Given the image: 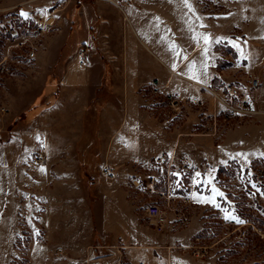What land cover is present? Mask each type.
Instances as JSON below:
<instances>
[{
	"label": "rangeland",
	"instance_id": "rangeland-1",
	"mask_svg": "<svg viewBox=\"0 0 264 264\" xmlns=\"http://www.w3.org/2000/svg\"><path fill=\"white\" fill-rule=\"evenodd\" d=\"M212 31L227 39L215 46L218 70L225 79L216 78L210 87L221 91L229 83L237 84L251 96L255 113L234 118L219 115L220 107L202 85L199 87L206 94L185 100L178 96L184 101L178 112L168 105L167 93H156L150 87L142 94L149 112L144 124L152 127L149 135L141 138L146 142L148 159L133 165L119 161L117 147L110 145L111 132L121 125L117 117L115 122L105 123L93 111H86L84 123L68 127L61 123L58 108L44 117L45 109L59 104L63 68L73 61L79 64L82 48L88 49L84 66L98 64L104 74L97 97L83 100L80 105L86 107L89 100L102 110L106 104L117 107L124 99L127 75H120V68L127 71L129 66L143 79L166 76L165 66L160 65V69L151 65L152 54L142 41L156 44L161 56L174 54L181 58L197 44L206 49ZM233 39L237 40L241 59L230 43ZM127 54L131 57L128 65ZM134 57L141 65H136ZM197 59L189 63L191 68ZM253 79L262 84L256 92L249 88ZM45 81L53 87L44 89ZM155 81L159 80L152 83ZM197 98L206 104L193 103ZM15 105L19 116L13 119ZM17 125L37 131L36 137L14 143L32 152L33 162L38 163L36 157L45 151L37 135L46 129H51L52 143L57 148L53 150L55 166L60 165V151L65 153L64 159L79 160L84 200L68 198L59 205L62 217L50 219L52 228L58 224L62 230L60 235L53 229L52 238L66 243L65 250L31 251L30 241L37 227H29L26 219L21 222L23 234L13 249V219L0 218V264H116L110 249L124 243L129 224L133 232L139 228L145 232L149 243L159 241V253H163L158 257L164 263L264 264V237L251 227L246 238L240 240L232 234V227L223 224L224 219L247 222L264 234V176L260 175L264 159L255 160L248 168L236 161L218 166V160L228 155L225 151L229 150V142L239 140L243 133L253 142L247 144L258 140L264 144V0H133L131 7L120 0H0V145L12 146L11 130ZM65 130L72 135L62 138L60 134ZM240 147L244 149L246 144ZM243 149L240 153L244 155ZM110 151L113 153L109 155ZM14 153L0 157V163L14 161ZM166 153L190 158L194 164L191 173L181 174L178 163H174L171 180L177 191L188 192L191 197L196 193L202 197L213 195L216 200L211 203L192 198L185 209L186 222H174L165 233H158L146 215V208L158 199L148 184L155 177L156 189L164 187L168 169L158 166L157 157ZM105 165L117 172L113 184H107L101 176L100 168ZM169 233L174 236L167 241ZM101 255L105 258L97 260ZM120 263L125 264L123 260Z\"/></svg>",
	"mask_w": 264,
	"mask_h": 264
},
{
	"label": "crops",
	"instance_id": "crops-1",
	"mask_svg": "<svg viewBox=\"0 0 264 264\" xmlns=\"http://www.w3.org/2000/svg\"><path fill=\"white\" fill-rule=\"evenodd\" d=\"M120 1L124 2L126 7L127 5L131 7L133 0H130L131 2H129V0ZM116 5L123 10L118 2H116ZM199 6L203 13L200 4ZM226 39L215 36L214 31H212L210 45H208L206 49L203 48V45L202 47L197 44L188 55L181 58L174 54H165L161 56V54L159 55V53H157L156 44L152 43L151 45H146L141 40L153 55L149 57L152 63L151 65L160 69V65L165 66L167 69L166 76H163V79H143L142 76L135 73L133 74L129 66H127V71L126 69L123 70L124 68H120L119 74L124 76L127 75V89L123 90L122 96L124 99L118 102L117 107L106 104V106L102 108L103 112L100 107L91 103L89 100L86 107H81L80 103L83 100L97 97V93L103 86L101 76L104 74V69L102 66H98V64L86 67L80 66L73 61L70 65L63 68L64 73L59 78V104L45 109L44 117L53 109L58 108L61 114V123L65 124L66 127L72 124L78 125L79 123H84V113L86 111H93L97 114L96 116L101 117L102 122L105 123L111 121L115 122V119L118 118L117 120L121 122V125L118 129L114 128L111 132L112 139L110 143L111 147L113 145L117 147L115 148L116 158L121 162L127 163V165L146 163L149 151L147 150L146 142H142L141 138L145 135L148 136V132L152 131V127H147L144 124L146 118L149 116V112L146 103L142 99V94L147 89L149 90L150 87H152L154 91L155 88L152 82L157 79L159 80V84L161 83L160 87L163 88L162 92L174 93L184 100L192 99L199 94L205 93L199 85L210 87L215 84L216 78L224 81L225 78L222 75L223 73L218 70L215 46ZM236 42V39L230 41L232 47H234L241 59V54L238 53ZM200 47L202 48L201 50ZM48 54L51 56V52L45 54V59L49 57ZM197 56L198 59L194 63V68H191L189 63ZM130 58L131 57L127 54V65ZM134 59H136V65H141L137 57H134ZM95 67L96 70H94ZM113 69L115 70V68ZM122 70L123 74H121ZM46 81L44 89L47 90L49 89L48 86L51 84L48 85V81ZM51 87H53V85L50 86V89ZM18 110L16 105L12 106L13 119L18 118L19 115L16 114L19 112ZM9 119H11V117ZM120 129H122L121 132L116 135ZM36 132L37 131L31 130L29 127L17 125L11 130L13 138L12 146L5 144L0 145V157H3L5 154L11 156L9 153L11 151L15 152L13 155L14 161L10 160L6 163H0V218L6 220V218L8 219L11 217L13 219V226L15 228L14 237L11 241L13 249L15 242L23 234L21 222L26 219L29 227H37V230L33 229L32 234L34 236L31 237L29 246L31 251L42 248L49 251L65 250L67 249V246H65L66 243L52 238V236L55 235L52 232L53 229H56V233L60 235L62 230L60 226L58 227V224H56V228H52L50 219L53 217H62V214L58 212L60 203L67 202V200H69L68 198H83L84 179H82L79 173L82 168L76 157L71 158L73 156L71 151L68 153L71 159H64L62 157L64 152L60 151V165L58 166L57 164L55 166L57 160H55L56 158L53 150L56 151L55 149L57 148L53 146L52 143L51 129H46L37 135V137L42 140L45 151L39 154L36 160L42 156L45 159L43 163L33 162L34 155L32 152H29V150L20 145L15 147V140L20 142L21 140L23 141L36 137ZM122 132H125V134ZM63 133H65V136ZM63 133L62 135L60 134L62 138L72 135V132L68 130H65ZM120 134H122V136L119 138ZM243 135L245 136L244 133ZM244 136L239 140L235 138L229 142L230 147H227L229 150L225 151L228 152V155L218 160V166H225L231 161H236L241 167L248 168L255 160L264 159V144L258 140L255 142L256 144L250 145L252 140L249 139L248 141V138ZM248 142L250 143L247 144ZM132 143H135V146H139V148H134ZM244 143L246 144V148L243 149L240 146H243ZM222 145L223 144H221L219 148H221ZM242 149L246 151L244 153L245 157L240 153ZM112 153L110 151L109 155ZM101 168H103V166ZM101 168L100 170H102ZM116 179L117 172L113 183ZM119 183L118 185H120ZM192 198L194 201H208L211 203H214L216 200V198H213V195H205L202 197V195L197 193L193 194ZM74 201H76V199H74ZM131 212V206L129 204L127 206V218L129 219L131 218ZM36 219L38 222L33 221ZM173 236V233H169L166 235L165 240L170 241ZM160 246L157 240L155 244L149 243L148 236L140 228L133 232L129 224L127 227V238H125L123 244H116L110 249L113 252V255L110 257L116 258V261H118L116 264H121L120 262L122 260L125 264H169V262L164 263L161 257H158L160 253H163H159V251H161L159 250ZM104 258L105 257L101 255L97 260Z\"/></svg>",
	"mask_w": 264,
	"mask_h": 264
},
{
	"label": "built area",
	"instance_id": "built-area-1",
	"mask_svg": "<svg viewBox=\"0 0 264 264\" xmlns=\"http://www.w3.org/2000/svg\"><path fill=\"white\" fill-rule=\"evenodd\" d=\"M34 56L35 54L32 53L31 57ZM87 56L88 49L82 48L78 53L79 64L81 66L85 65ZM153 86L156 93H160L163 90L158 81H155ZM261 86L262 84L258 79H253L249 82V88L251 91L256 92ZM202 88L214 97L216 105L220 107L219 115L224 113L226 117L234 118L255 113L251 109V96L245 93L242 88L235 83L227 84L221 91L208 86H202ZM166 95L170 108L181 112L184 106V101L179 99L176 94L168 92ZM192 101L199 106H204L206 104L205 100L202 98H197ZM37 161L39 163H43L44 157H39ZM175 162L178 163V169L181 174H189L193 171L194 164L190 158H176L174 154H162L157 157V164L160 167L168 169V178L165 181L166 183L163 188L156 189L157 180L155 177H152L148 184V187L151 188L152 191L156 192L158 199L146 208V215L157 232H164L172 223H185L188 219L185 209L192 203V197L190 193L177 191L173 186L171 172ZM260 175L262 177L264 176V170L260 171ZM101 176L104 181L110 185L115 180L116 171L111 166L105 165L101 170ZM223 224L226 227H232V234L236 233L237 238L240 240H244L246 238L247 229H250L251 227L258 235L264 237V234L260 232L258 227L247 222L224 219Z\"/></svg>",
	"mask_w": 264,
	"mask_h": 264
},
{
	"label": "snow or ice",
	"instance_id": "snow-or-ice-1",
	"mask_svg": "<svg viewBox=\"0 0 264 264\" xmlns=\"http://www.w3.org/2000/svg\"><path fill=\"white\" fill-rule=\"evenodd\" d=\"M26 15V14H25ZM238 222H242V221H238Z\"/></svg>",
	"mask_w": 264,
	"mask_h": 264
}]
</instances>
